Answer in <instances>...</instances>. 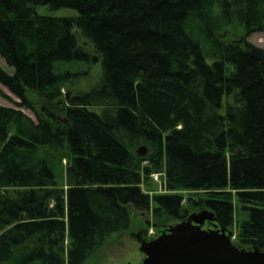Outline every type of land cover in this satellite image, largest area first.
Wrapping results in <instances>:
<instances>
[{"label":"trees","instance_id":"obj_1","mask_svg":"<svg viewBox=\"0 0 264 264\" xmlns=\"http://www.w3.org/2000/svg\"><path fill=\"white\" fill-rule=\"evenodd\" d=\"M261 32L264 0H0L19 100L0 104V264H85L151 211L157 228L209 212L264 249ZM96 62L100 83L67 97ZM154 173L167 193L143 191Z\"/></svg>","mask_w":264,"mask_h":264},{"label":"water","instance_id":"obj_2","mask_svg":"<svg viewBox=\"0 0 264 264\" xmlns=\"http://www.w3.org/2000/svg\"><path fill=\"white\" fill-rule=\"evenodd\" d=\"M146 151L141 147L139 153L145 156ZM212 221L209 212L193 214L184 222L160 228L156 238L139 240L146 257L143 264H264V249L237 246L227 228L204 229Z\"/></svg>","mask_w":264,"mask_h":264},{"label":"rangeland","instance_id":"obj_3","mask_svg":"<svg viewBox=\"0 0 264 264\" xmlns=\"http://www.w3.org/2000/svg\"><path fill=\"white\" fill-rule=\"evenodd\" d=\"M38 12L42 15L51 17H71L77 14L76 11L71 9L51 10L47 7L38 8ZM229 32V31H228ZM226 31V33H228ZM240 33V32H239ZM244 34L240 33L236 38L243 37ZM234 39V38H233ZM247 41L264 49V32L254 33L246 37ZM82 45L87 47L91 54H95L94 50L89 46L85 39L80 37ZM0 67L10 71L5 61L0 56ZM82 77H80L73 85L69 87V90H65L64 93L68 97L69 95L76 94L82 91H88L91 88L97 86L102 79V67L100 62L93 63L91 66L83 67ZM0 89L4 92L5 96L0 97V104L6 107L17 108L16 102L19 100L5 87L0 84ZM26 115L36 120L35 115L28 109H21ZM66 163V162H65ZM64 163V165H66ZM64 169V168H63ZM66 171V170H65ZM60 179L64 178L66 181V174L59 171ZM64 181V180H63ZM64 181V184L66 185ZM143 191L153 195L154 193H167L164 190V184L161 174L154 173L151 175V180L142 185ZM186 198L184 200V206L187 205L188 192H182ZM171 226L175 225V222H169ZM157 222L152 214L149 213L134 212L132 214V224L129 230L112 235L107 239L103 247L85 264H143L145 255L140 251V243L136 238V235L146 230L148 236H154L157 234L158 228ZM237 227V226H236ZM231 231L234 233V241L237 238V229ZM204 229H209V226L205 224Z\"/></svg>","mask_w":264,"mask_h":264},{"label":"flooded vegetation","instance_id":"obj_4","mask_svg":"<svg viewBox=\"0 0 264 264\" xmlns=\"http://www.w3.org/2000/svg\"><path fill=\"white\" fill-rule=\"evenodd\" d=\"M159 230H160V228H158V231H157L156 235L150 236V237L148 236L147 231L144 230V231L140 232V234L136 235V238H137L138 241L141 240V239H145V238H150V239L156 238L158 236ZM145 258H144V260H145Z\"/></svg>","mask_w":264,"mask_h":264}]
</instances>
